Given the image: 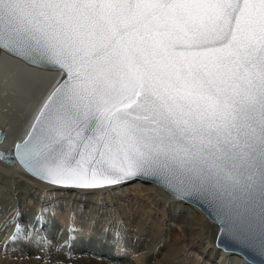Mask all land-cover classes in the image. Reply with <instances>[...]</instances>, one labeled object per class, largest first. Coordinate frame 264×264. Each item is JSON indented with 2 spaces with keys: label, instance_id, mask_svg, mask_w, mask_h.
<instances>
[{
  "label": "snow or ice",
  "instance_id": "1",
  "mask_svg": "<svg viewBox=\"0 0 264 264\" xmlns=\"http://www.w3.org/2000/svg\"><path fill=\"white\" fill-rule=\"evenodd\" d=\"M0 49L65 74L13 149L29 172L209 193L264 256V0H0Z\"/></svg>",
  "mask_w": 264,
  "mask_h": 264
},
{
  "label": "bare ground",
  "instance_id": "2",
  "mask_svg": "<svg viewBox=\"0 0 264 264\" xmlns=\"http://www.w3.org/2000/svg\"><path fill=\"white\" fill-rule=\"evenodd\" d=\"M59 78L57 71L29 65L0 49V153H8L14 142L24 136ZM22 183L29 184L33 192L36 185L48 191L49 195L62 199L59 208L70 206L74 216L78 217L75 230L61 234L57 241L58 245L72 249V253L68 256L57 253L58 245L48 252L55 259L63 257L67 264H133V260L139 264H250L239 254L215 245L217 226L197 207L153 183L135 179L99 188L61 187L30 176L16 162L7 164L0 160L1 209H8L11 204L9 188L14 187L18 192L17 188ZM25 206L23 216L27 219L30 208ZM80 210L85 216L84 221ZM61 211L57 210L55 214L51 211L42 218L45 225L53 223L54 216L62 220L65 211ZM102 215L110 221L112 229L100 223V233L110 230L120 234L129 244L128 251L121 247L118 249L120 253L115 254L114 251L113 254L107 246L98 247L96 243L84 245L75 241L78 234L85 233L91 226L89 219L97 221ZM204 238L207 240L202 241ZM120 258L122 260L119 261Z\"/></svg>",
  "mask_w": 264,
  "mask_h": 264
},
{
  "label": "rangeland",
  "instance_id": "3",
  "mask_svg": "<svg viewBox=\"0 0 264 264\" xmlns=\"http://www.w3.org/2000/svg\"><path fill=\"white\" fill-rule=\"evenodd\" d=\"M17 189L18 192H15L14 187L9 188L8 190V196H10L9 199L11 202L9 208H0V264H40V261L42 263L50 262L51 264H61L65 261V264H67L66 259L63 257L60 256L64 260L61 258H57V260L54 256H51V254H48V252L52 247L58 245L57 241L60 239L61 234L65 235L66 233L75 230V223H77L76 220H78V217L74 216V212L71 210L70 206L63 207L62 209L59 208L61 207L62 199L60 200L49 195L48 191L42 190L36 185L34 186L35 192L31 191V186L29 184L26 185L25 183H22ZM57 201L59 202L57 203ZM24 205L30 208L29 218L27 217V219L23 216ZM57 210H62L61 212L65 211L63 219H57V217L54 216L53 223L45 225L42 218L48 216L47 214L51 213V211L54 212L52 214L57 213ZM80 213L82 214L81 219L84 221L85 216L81 210ZM71 217L72 219H75V222L74 219L73 222H71ZM105 218L106 217L102 215L97 218V221L89 219L88 221L91 222V226L88 227L89 229H86L85 233H80L81 235L83 234L82 237L78 234L79 236L75 237V241L81 244L84 243V245H94V243H96L97 246L99 245L100 247L107 246L106 248L111 249L113 254L114 251L115 254L120 253L118 249L122 248H127L126 251H128L129 244L120 234L117 235L110 230L100 233V223L101 225L104 223V226L112 229L110 221ZM109 232H111V234ZM115 238L118 240H115ZM205 238L202 241H206L207 239ZM27 239H30L31 241L29 240L26 242ZM33 247L35 248V251L32 250ZM57 247V250L59 249L57 253L59 254L61 253L68 256L72 253V249L66 248L62 245H58ZM120 260H122V258H120L119 261ZM123 260L125 259L123 258ZM135 262L138 263L133 260V264H136Z\"/></svg>",
  "mask_w": 264,
  "mask_h": 264
},
{
  "label": "water",
  "instance_id": "4",
  "mask_svg": "<svg viewBox=\"0 0 264 264\" xmlns=\"http://www.w3.org/2000/svg\"><path fill=\"white\" fill-rule=\"evenodd\" d=\"M3 50V49H2ZM6 53L19 57L15 54H12L6 50H4ZM21 58V57H19ZM24 62H26L29 65L41 67L43 69L51 70V71H57L60 73V78L55 84L54 88L52 91L49 93L47 98L44 100L42 103L41 107L39 108L38 112L36 113L35 117L33 118L30 126L28 127L26 133L24 136L18 140H16L11 148V150L8 153H0V160L4 161L7 164H12L16 162L27 174L30 176L45 182L52 184L49 181L43 180L33 173L29 172L27 168L20 162L18 157L15 155L13 149L15 148V145L24 139L27 138L29 132L31 131V128L40 112L44 104L47 102L49 96L52 94V92L55 90V88L62 82V80L65 78V74L63 73L62 70H57L52 67H42L38 66L37 64H33L23 58H21ZM1 134V133H0ZM1 139V138H0ZM139 179L142 181L150 182L155 185H157L159 188L169 192L170 194L174 195L178 199H181L185 202H188L192 204L193 206L197 207L207 218L210 222L215 224L217 226V233L215 236V245L217 247L222 248L225 251L229 252H234L239 254L246 262L250 264H264V256H261L259 253V231L258 227L253 224L252 228L250 231L247 232L246 240L244 243L239 242L237 239H234L233 237V232L236 231L235 228H233L231 231L227 230L229 226L227 225L226 218L224 214L221 211V208L215 198L205 192L197 191V190H192L188 189L185 191H177L175 189L174 185L168 184L166 181L163 180V178L158 177V176H153V175H137L135 177H132L126 181H131ZM122 183V182H121ZM56 185V184H53ZM56 186H61V187H68V188H81V187H76V186H68V185H56Z\"/></svg>",
  "mask_w": 264,
  "mask_h": 264
}]
</instances>
